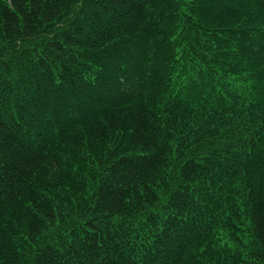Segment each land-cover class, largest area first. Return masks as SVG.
Wrapping results in <instances>:
<instances>
[{
  "label": "trees",
  "instance_id": "obj_1",
  "mask_svg": "<svg viewBox=\"0 0 264 264\" xmlns=\"http://www.w3.org/2000/svg\"><path fill=\"white\" fill-rule=\"evenodd\" d=\"M0 264H264V0H0Z\"/></svg>",
  "mask_w": 264,
  "mask_h": 264
}]
</instances>
